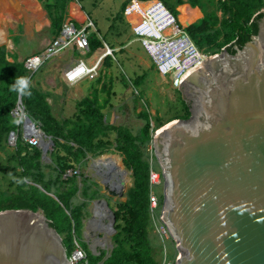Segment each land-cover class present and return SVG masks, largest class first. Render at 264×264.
<instances>
[{"label": "water", "instance_id": "95a60500", "mask_svg": "<svg viewBox=\"0 0 264 264\" xmlns=\"http://www.w3.org/2000/svg\"><path fill=\"white\" fill-rule=\"evenodd\" d=\"M226 50L183 80L179 92L191 103L189 118L152 136L163 179L159 220L176 246L175 264H264V17L241 51L232 56ZM17 108L25 110L20 94ZM41 158L50 160L49 152ZM109 189V197L123 198V188ZM92 203V222L103 224L95 228L112 237L116 218L108 200ZM0 264L74 263L41 210H9L0 212Z\"/></svg>", "mask_w": 264, "mask_h": 264}, {"label": "trees", "instance_id": "16d2710c", "mask_svg": "<svg viewBox=\"0 0 264 264\" xmlns=\"http://www.w3.org/2000/svg\"><path fill=\"white\" fill-rule=\"evenodd\" d=\"M38 1L48 12L51 30L57 38L66 19V7L73 0H52V3L48 0ZM131 1L128 0L123 4L118 15L119 20H124L123 12ZM21 2L22 0H0V46L4 43L12 46L6 41L5 29L8 21H11L10 18L13 20L23 18ZM191 3L200 9L203 14L202 19L194 25H186L180 19L179 21L187 27V32L197 47L206 46V49L200 50L208 55L218 54L231 43H234L236 50L230 46L226 51L232 56L236 55L258 35L259 22L264 17L262 14L257 15L264 9V0H206L205 7L200 5L198 0H193ZM172 11L178 15L175 9ZM218 13H221V17ZM98 32L99 30L90 37L91 53L103 46L98 39ZM221 36H223L222 41ZM9 58L11 57L6 47H0V147L16 129L12 113L17 107L19 94L26 114L45 135L52 139L54 147L50 152L51 164L44 165L40 160L42 155L40 149L18 144L17 150L14 151V159L21 170L17 175L19 183L12 191L4 192L0 189V212L41 210L62 238L64 247L66 248L65 242H69L72 250L73 236L78 235V228L83 226L82 221L87 213H85L86 206L100 199L101 195L98 190L92 189L88 180H82L81 189L76 180L77 174L67 179L64 177L69 171L76 173L89 157L92 159L102 157L115 146V152L123 157L125 167L133 172L132 188L128 190L125 202L114 205L109 202L116 218L114 226L116 234L112 238L113 248L110 253L100 252L97 257L91 256L88 252V257L91 258L90 264L101 262L160 264L162 247L158 237L153 233L149 215V164L145 152L146 146L152 139V133L162 125L154 128L146 111L141 115L145 125L136 134L126 127L107 124L104 121L103 110L107 107L108 101L104 100L100 103L95 93L79 102L78 111L73 119L58 121L47 102L46 94L35 89L31 83L30 94H21L9 87L14 83L15 78H30V72L25 69L23 62L17 61L14 57L9 61ZM140 79L144 81L145 76L136 79L135 86H140ZM98 82H102L101 77ZM103 87L105 90L106 85ZM184 105L188 109V105L186 106L185 103ZM189 116L188 110L186 117ZM111 133L115 136L113 142L109 139ZM111 157L123 166L116 156ZM7 171L8 167L0 166V172ZM159 199L162 203L161 194ZM79 201L78 205L73 204ZM79 236L81 237V234ZM80 243L87 251V245L82 241ZM70 253L67 251L68 256Z\"/></svg>", "mask_w": 264, "mask_h": 264}, {"label": "rangeland", "instance_id": "374dc122", "mask_svg": "<svg viewBox=\"0 0 264 264\" xmlns=\"http://www.w3.org/2000/svg\"><path fill=\"white\" fill-rule=\"evenodd\" d=\"M127 1L128 0H74V3L72 2V18H74L75 16L76 18H79L78 21H83L87 15L94 21L95 25L97 24L96 29L98 27V33L106 39H108L109 36L107 28L111 26L113 44L117 45L118 48L119 46L122 47L120 50V55L117 56L118 63L122 69L118 67L115 69L117 73L116 77L113 75L115 78H112L114 80L111 83L112 89H108L109 92H102V89H100V82H96L95 85L92 86V91L89 97H91V95L95 93L100 103H103L104 100L108 101L107 107L103 110L106 119L105 122L107 124L113 125L115 127H126L130 129L134 134H136L145 125V122L141 115L146 111L150 115L151 125L154 126V128H158L160 125H162L155 131L157 132L172 121L188 119L189 117H186V111L189 110V105L188 109H186L184 105L185 100L183 99L182 94L179 92V89L172 86L171 77H162L158 74L155 66L152 64V61L149 60L147 54H145V51L142 49L140 41L137 40V38L133 35L131 28L126 24L128 20L124 18L126 23L123 19L119 20L118 15L121 13L123 4L127 3ZM192 1L193 0H162V2L171 11L175 9V11L178 12V19H180L186 25H194L198 23L203 17L200 9L198 7H195L191 3ZM48 2L52 3V0H48ZM198 2L203 7L206 6V0H198ZM34 4L35 6H37L36 14L40 15L38 4H36L35 2ZM70 4L71 3L67 5V10ZM77 4L82 8L86 15ZM32 11L33 13H35L34 9H32ZM44 11L46 10L44 9ZM46 13L48 15L47 11ZM218 16L221 17V13H218ZM66 17H68L67 11ZM12 23L8 24V26H12ZM77 26L80 27L78 24ZM18 31L19 30H17V32ZM222 38L223 36L220 37L221 41ZM233 44L234 43H231L230 45L224 47L222 50L232 46ZM17 46H20V41L17 42ZM5 47L8 55L11 57L9 58V61H12V58L14 57L15 59H17V61L20 62L19 58L21 56L24 57L25 55L31 54L32 50H34L35 48V43L23 44L22 47H19V52H17L15 48L9 46L8 44H6ZM10 47H12V49ZM197 48L199 50H203L206 49V46L203 45L202 48L198 46ZM99 53L101 54L103 53V51H100ZM91 56L92 54H89L88 56L82 57V59L87 60L88 58H91ZM77 58H79V56L76 54L74 59ZM125 59L127 60L128 64L125 63ZM145 61L148 62L150 67H146L145 65H143L145 64ZM49 62L50 61H48L47 63ZM62 62L64 63L65 61ZM59 67H61V63L53 62L52 64H49L44 70H42L41 73H34L30 80L31 85L35 89L37 88L42 90V88L45 87L48 92H45L44 94H46L47 96V102L52 108L53 115L58 121H62L74 118V114L78 111V104L83 100V98L81 94H79V87L77 89L75 87H69L63 81V71ZM39 75L41 77L38 79ZM102 76L104 75L101 73V80ZM143 76H145V81H142V79H140V86H135L134 81ZM47 79L52 80H49V82ZM114 82H116L115 89L113 85ZM57 84L59 86H63L61 88V90L63 91H61V93L58 95H53L50 92L51 88L57 87ZM134 91H137L138 95L134 94ZM113 116L119 117L117 121L113 122L114 124H112L111 118ZM8 137L6 139L7 141L0 147V166L8 167V171L6 173L0 172V189L4 192L12 191L16 188L17 184L19 183L17 182V175H19V172L21 171L14 159L15 150L9 144ZM114 137V133H111V136L109 137L110 142L114 141ZM148 146L149 145L146 146L145 152L147 159L149 158V154L147 151ZM50 151H52V148ZM112 155L116 156L122 162L123 166L118 160L111 157ZM98 158L111 159L117 167L123 170L125 169V171H127L128 173H131V170L125 167L123 157L115 152V146H113L110 151L107 152V154ZM40 160L41 162H43L42 158ZM43 164L50 165L51 160L47 161L46 163L43 162ZM154 169L156 171H160L156 162L154 163ZM76 172L78 175L76 180L81 189L82 180H88V182L92 186V189L98 190L101 198H106L108 202H111V204L113 205L115 203L125 202L127 199L126 194L128 190L132 188V175L127 174V182L123 198L114 199L112 197H109L107 191H105V186L101 183L102 177H100V175H98L94 170L91 157H89V160L83 163L80 169ZM74 174H76L74 171H69L64 178L67 179L69 177H74ZM111 176L113 178L116 177V175L113 173L111 174ZM162 189L163 187L157 188L156 193L162 195ZM80 193L81 191L78 193V196L80 195ZM92 202L88 203V206H86L85 213H87L82 221L83 226L79 227L77 230V232L81 234V237L79 236V234L76 236L79 241H82L87 245V254L90 253L91 256L97 257L99 255L94 254L93 249L97 246L96 253H110L111 249L113 248L112 238L116 233L112 237H108L106 240L105 233L100 232L95 228V225L92 222ZM79 203L80 201L73 204L78 205ZM104 223H107V221ZM97 239H100L101 241L105 240L106 244L104 246V249L97 245ZM65 246L67 248V251H69L70 253L71 247L69 245V242H65ZM160 246H162L161 243ZM169 250L171 251V248H169ZM89 261L91 262V258H89Z\"/></svg>", "mask_w": 264, "mask_h": 264}, {"label": "built area", "instance_id": "2783aa9c", "mask_svg": "<svg viewBox=\"0 0 264 264\" xmlns=\"http://www.w3.org/2000/svg\"><path fill=\"white\" fill-rule=\"evenodd\" d=\"M140 4H151V6L147 10H142ZM132 13L137 14L140 18L139 25H133L129 22L128 16L132 15ZM123 16L128 20L127 22L131 26L133 35L140 41L142 49L152 61L158 74L162 77L170 76L174 88L179 89L186 74L212 56L202 53L196 47L187 32V27L180 23L178 15L174 14L162 1L142 2L132 0L126 6ZM92 32H97V29L94 21L90 18H86L80 24V27L73 20H65L58 37L49 41L40 53L24 61L25 69L33 75L48 61L73 48H76L83 56H88L91 53L90 35ZM104 48V53L101 56H97L92 64L81 60L68 67L64 73L65 81L73 85L86 79H96L99 75L102 60L108 56L113 57L112 50L105 44ZM134 94L138 95L137 91H134ZM18 110H22L25 117V110L23 111V109L16 107L12 113L16 129L9 134V144L15 151L20 143L29 148L41 150L39 139L26 133L22 119L17 116ZM36 128L40 127L36 126ZM154 133H152V136ZM148 145L150 220L153 225V232L162 245L160 264H175L178 255L176 246L167 229L159 220L160 199L156 189L162 187L163 180L161 173L154 169L155 159L152 139ZM72 245L71 253L68 256L71 263L90 264L88 254L75 234ZM169 248H171V251Z\"/></svg>", "mask_w": 264, "mask_h": 264}, {"label": "crops", "instance_id": "0c3cea01", "mask_svg": "<svg viewBox=\"0 0 264 264\" xmlns=\"http://www.w3.org/2000/svg\"><path fill=\"white\" fill-rule=\"evenodd\" d=\"M34 2L36 4H38V6H39L40 15L34 14L31 11V8L28 9L25 6H22V9H23V11H22L23 18L20 19V20H11V21H8V24H10V23L13 22L12 23V26H8L7 25L6 26V29H5L6 41H8L9 43H11L12 47L15 48L17 50V52H19L18 49H20L19 47H22L23 44H25V43H27V44H33V43H35V48H34V50H32L31 54L25 55L24 57L21 56L19 58L20 62H23L25 59H27V58H29L31 56L37 55L38 53H40V51L43 49V47L49 41H52L53 39H55V35H54L53 31L51 30V21H50L48 15H47L46 11H44V7L42 6V4L38 0H34ZM70 3L71 4H70L68 10L66 9V11L68 12V17H66L65 20H73L76 25L77 24L80 25L81 23H83L85 21L86 17H88V16L82 10V8L77 4L80 7V9L84 12V14L86 15V17H85V19L83 21H78L79 18H76L75 16H74V18H72L71 17V14H72L71 6H72V4L74 2L73 3L70 2ZM128 26L131 28L130 25H128ZM13 28H15L16 31ZM107 29H108V33H109L108 39L103 38L98 33V39L102 42V45L103 46H102V48H99L98 50H96V52H93L91 58H88L86 61L88 63L92 64V62L97 58V54L98 55H101L102 53L100 54L99 52L100 51H103V52L105 51L104 44L107 45L109 47V49L112 50L113 57L108 56L107 58H104L102 60L101 67H100V70H99V75H98V77L96 79H94V80H86V81L81 82L78 85L72 86V88H74V87L76 89L78 87L80 88L79 94H81V96H82L83 99L86 98V97H88L91 94L92 86L95 85L96 82H98V80L101 77V73L104 76H102V82L100 83V89H102L101 90L102 92H109L108 89H112L111 88V83H112V81H114L112 78H115L116 77L117 71H115V69L117 67L118 68H121V66L118 63L117 56L120 55V50H121L122 47L119 46V48H118L117 45H114L113 44V37H112L111 26H109ZM17 30H19V31L17 32ZM98 30L99 29L97 27V31ZM93 33H95V32H92L91 35ZM91 35H90V37H91ZM18 41H20V46H17V42ZM2 46H6V43H4L3 45H1L0 47H2ZM12 47H10V48L12 49ZM76 54L79 56V58L74 59ZM82 57H85V56H83L76 48H73V49H70L69 51H66V52L62 53L57 58L51 60L49 63L45 64L37 72L41 73V71L44 70L49 64H52L53 62H58V63H61V67H59V68L64 73V71L69 66H72L77 61L82 60ZM62 61H65V62L63 63ZM124 61H125L126 64H128V62H127L126 59ZM143 65H145L146 67H150V65L146 61H145V64H143ZM133 72H135V71H133ZM40 77L41 76L39 75L38 79ZM62 78H63V76H62ZM47 80L49 81V80H52V79H47ZM55 80H56V78H55ZM37 83H38V80H37ZM37 83H36V85H37ZM115 83L116 82L113 83L114 89L116 88V84ZM105 85H106V89L103 90V88H104L103 86H105ZM62 87H63L62 85L59 86L57 84V87L51 88V91H50L51 94H53V95L54 94H56V95L60 94L61 91H63V90H61ZM69 87H71V86H69ZM37 90H39L42 93L48 92L45 89V87H43L42 90L41 89H37ZM111 118H112V124H114L113 123L114 121H117L119 119V117H117V116H113Z\"/></svg>", "mask_w": 264, "mask_h": 264}, {"label": "bare ground", "instance_id": "6f19581e", "mask_svg": "<svg viewBox=\"0 0 264 264\" xmlns=\"http://www.w3.org/2000/svg\"><path fill=\"white\" fill-rule=\"evenodd\" d=\"M22 6H25L26 8H28V9H34V11H35V13L34 14H36V7H35V4H34V2H33V0H22V2H21V7ZM151 6V4H140V8L142 9V10H147L149 7ZM32 11V10H31ZM33 12V11H32ZM40 18V17H39ZM9 20H13V18H10ZM128 20H129V22H131L133 25H139V23H140V18L138 17V15L137 14H135V13H132V15H129L128 16ZM202 64V63H201ZM201 64H199L198 66H200ZM197 66V67H198ZM191 72V71H190ZM190 72H188L187 74H186V76H185V78L188 76V74L190 73ZM22 109V108H21ZM17 113H18V117L19 118H21L22 119V121H23V125H24V127H25V131H26V133L27 134H30V135H32V136H34V137H36V138H38L39 139V141H40V148H41V152H43L44 154L48 151H50L51 150V146L49 145V142L43 137V134L42 133H40V131H36V129H33V127L29 124V123H27V121H26V118L23 116V112H22V110H18L17 111ZM26 123V124H25ZM162 129V128H161ZM95 162H97V163H99V167H98V170H102V171H105L106 173H108V172H110V178H106V176H105V178H106V180L104 179V177H103V175L102 176H100V177H102L101 179H102V181H106V184H105V188L106 189H108L107 190V194L109 193V188L111 187V186H119V188L120 189H122L123 188V191H125V187H126V182H127V174H131V173H128L127 171H125V169L123 170V169H121V168H119V167H117L116 165H115V163L111 160V159H101V158H98V159H93ZM47 161H49L48 159H45L43 162H47ZM94 170H95V167H94ZM105 172H103V174H106ZM96 173H97V171H96ZM115 174L116 175V177L115 178H113L114 177V175H113V177L111 176V174ZM98 174V173H97ZM102 173L100 172V175H101ZM99 175V174H98ZM100 213V209H97L96 210V212H95V214H99ZM95 221V220H94ZM104 222H106V221H104ZM103 222V223H104ZM93 224H95V225H103L102 223H100L99 221H95V222H93ZM107 238H108V235H106V240H107ZM103 240V239H102ZM98 242H100L101 243V245H105L106 243H105V240H103V241H101L100 239H97V243Z\"/></svg>", "mask_w": 264, "mask_h": 264}, {"label": "clouds", "instance_id": "9594fccd", "mask_svg": "<svg viewBox=\"0 0 264 264\" xmlns=\"http://www.w3.org/2000/svg\"><path fill=\"white\" fill-rule=\"evenodd\" d=\"M74 1V0H73ZM124 17V16H123ZM86 18H90V17H86ZM91 19V18H90ZM80 26V25H79ZM96 52V51H95ZM104 53V52H103ZM102 53V54H103ZM90 54H92V53H90ZM101 54V55H102ZM101 55H98L97 54V56H101ZM105 58H107V57H105ZM26 60V59H25ZM24 60V61H25ZM83 61H86V60H84V59H82ZM24 61H23V63H24ZM79 61H81V60H79ZM79 61H77V62H79ZM76 62V63H77ZM75 63V64H76ZM73 66V65H72ZM70 67V66H69ZM64 73H65V71H64ZM64 73H63V78H64ZM31 77H32V75L30 74V78H27V77H19V78H15V81H14V83L12 84V85H10L9 87L13 90V91H18L19 93H21V94H30V92H29V89H30V79H31ZM87 80V79H86ZM86 80H83V81H86ZM64 81H65V79H64ZM83 81H81V82H83ZM81 82H79V83H75V84H73V85H71V84H68L66 81H65V83L67 84V85H69V86H75V85H78V84H80ZM25 114H26V112H25ZM27 115V114H26ZM106 119H104V121H105ZM17 123H19V121H17ZM36 125V124H35ZM37 126V125H36ZM52 150H53V148H52ZM51 152V151H50ZM49 155H50V153H49ZM92 159V158H91ZM155 159V158H154ZM89 160V159H88ZM154 162H155V160H154ZM160 172V171H159ZM76 174H77V172H76ZM163 180V179H162ZM162 187H163V184H162ZM159 195V194H158ZM161 204L162 203H160V209H161ZM160 215V214H159ZM154 233V232H153ZM86 251V250H85ZM87 252V251H86Z\"/></svg>", "mask_w": 264, "mask_h": 264}, {"label": "flooded vegetation", "instance_id": "af4514ba", "mask_svg": "<svg viewBox=\"0 0 264 264\" xmlns=\"http://www.w3.org/2000/svg\"><path fill=\"white\" fill-rule=\"evenodd\" d=\"M235 50H236V48H235ZM185 104H187V105L189 104V106H190L191 103L188 101V102H185Z\"/></svg>", "mask_w": 264, "mask_h": 264}]
</instances>
